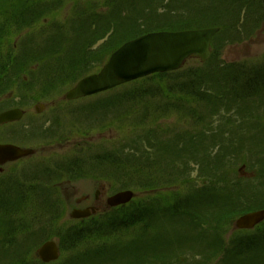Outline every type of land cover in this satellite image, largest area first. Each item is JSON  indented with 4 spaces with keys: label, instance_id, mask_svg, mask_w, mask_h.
I'll list each match as a JSON object with an SVG mask.
<instances>
[{
    "label": "rangeland",
    "instance_id": "1",
    "mask_svg": "<svg viewBox=\"0 0 264 264\" xmlns=\"http://www.w3.org/2000/svg\"><path fill=\"white\" fill-rule=\"evenodd\" d=\"M242 4V0H0V29L7 31L0 36V58L11 57L15 62L12 74L0 75V114L19 109L14 114L18 118L0 123V146L25 148L27 153L14 157L0 149V200L7 199L5 220L13 218L9 229L15 228L9 232L0 225V264H19L14 262L17 259L43 264L39 248L48 239L59 241L63 224L91 223L106 211L113 216L120 211L131 213L137 203L145 204L158 194H164L157 199L165 197L166 202L153 206L156 219L152 229L125 228L122 240L109 233L105 239L109 245L101 258L92 252L83 254L86 249L80 244L69 252L62 249L58 264H137V258L141 264H235L242 257L250 258L248 264H264L263 248L249 251L240 247L250 234L264 228V219L245 227L249 232L238 237L235 221L244 214L228 213L232 211L229 204L234 203L231 195L241 197L235 209L264 210V92L256 100L237 102H231L227 89L211 95L219 108L212 115H219L199 126L188 119V111L176 110L182 107L167 106V101L180 99L166 88L167 77H150L156 73L131 79L122 87L118 84L88 95L67 96L80 81L99 74L113 50L147 33L217 28L210 57L191 58L180 67L187 73L201 70L207 80L214 71L227 75L223 68L230 63H257L264 58V28L250 31L251 20ZM15 11L22 16H14ZM166 22L169 25L163 24ZM175 22L192 27L171 30ZM20 68L25 70L19 72ZM227 76L225 81L233 85ZM150 78L152 81H146ZM132 92L147 94V102L138 100L132 105L118 100ZM212 108L213 104L200 113L215 111ZM102 114L105 117L99 120ZM187 126L199 132L216 131L214 139L208 135L214 147L210 164L193 160L189 152L180 151L182 146L176 148L175 142ZM151 127L159 133L164 129L166 136H154L155 147L144 143L138 152L137 140ZM169 142H173L171 151L167 150ZM147 154L172 166L184 157L178 166L181 173H188L186 178L180 184L174 181L172 189L163 186L158 193L145 187L140 191L126 188L121 172L127 171L128 177L131 167ZM96 156L99 158L93 161ZM93 163L104 165L105 170H96ZM178 174L175 171L173 178L183 176L175 177ZM214 177L227 180L209 194L212 204L196 210L204 215L200 234L201 227L193 229L191 219L181 224L185 216L174 213L169 204L175 194L178 198L184 195L181 191L198 193L188 199L189 204L208 203L207 194H199L193 187L210 184L208 178ZM120 192L132 196L111 205L108 198ZM55 206L60 210L49 212ZM76 210L83 216L73 217ZM206 225L211 229L218 225L223 233L218 236ZM136 231L143 237L137 244ZM220 239L226 244L223 248L213 244ZM232 243L238 244L234 250Z\"/></svg>",
    "mask_w": 264,
    "mask_h": 264
},
{
    "label": "trees",
    "instance_id": "2",
    "mask_svg": "<svg viewBox=\"0 0 264 264\" xmlns=\"http://www.w3.org/2000/svg\"><path fill=\"white\" fill-rule=\"evenodd\" d=\"M60 2L62 0H57V2ZM243 1V7L245 10H247V17L250 18L251 23L248 24V27L250 28V31H255L259 28H264V0L259 1H254V0H242ZM258 3V4H257ZM257 4V5H256ZM210 11V10H209ZM8 12V11H7ZM9 13H12V10H9ZM14 16H22V13H19L18 11H15ZM206 18V17H204ZM209 18V17H207ZM17 19H20L19 17ZM197 22V21H196ZM199 23V22H198ZM163 24H168L163 23ZM188 23H184L183 25L180 24L179 22H175L174 29L171 30H178V29H185L188 28L190 25H186ZM169 25V24H168ZM186 25V26H184ZM192 27V26H190ZM262 28V29H263ZM7 32V31H6ZM4 32V28L0 29V36ZM3 37V36H2ZM1 37H0V45H1ZM215 55L213 56V58ZM247 62V61H246ZM11 64L15 66V62L13 61V58L7 57L5 58H0V75L1 73H4L6 75L12 74V70H14V67H11ZM246 64V63H245ZM230 66H226L223 69L225 70V74L229 75L230 79L233 80V85L232 83H228L225 81L226 78H228L227 75H222L223 72L220 75H217V73L214 71V74L209 76L208 80L204 79L202 77V71L201 70H196V71H191L189 73L185 72L183 69L177 70V71H172V72H166V73H156L153 76H150L152 79L158 74V78H166L170 81L169 86L166 88L169 90V93H173L175 96L178 95L180 101H176L175 99L172 101H167L169 103L167 106L169 107H182L181 109H176L177 111H188L190 113V116L188 119L191 121H194L195 126H199L202 124H205L210 121V119L219 114L212 115L215 113L219 108L216 105L215 100L210 97L213 94H217L219 91H226L229 90L230 93V99L231 102H237L238 100H256V98L261 97L260 94L264 92V58L260 59L257 61V63H249L247 62L246 65H240L239 63H230ZM25 69L20 68L18 71L23 72ZM16 72V71H15ZM150 79H146V81H152ZM12 80V79H11ZM207 80V81H206ZM26 80L23 81V83ZM26 83V82H25ZM127 85V84H126ZM124 86V85H123ZM122 87V86H120ZM119 88V87H117ZM188 90H187V89ZM147 94H143V92L140 93H134L132 92L130 95H121V97L118 99L123 100L125 102H131L132 105L135 104L136 101L141 100V104L144 102H147L144 100V96ZM184 98H186V101H183ZM165 103V102H164ZM106 104L108 102L106 101ZM211 104H213V108L215 111H210L207 113H200V110L202 111L203 109L206 108H211ZM148 116L149 114L146 113ZM167 114H162V115H168ZM105 115L102 114L101 117H99V120L104 119ZM157 119H160L159 116ZM95 121V118L94 120ZM157 128H150L147 129L146 132H144L141 135V141L139 142L137 140V149L138 152H140V149H142V146L144 143L146 145L153 149L155 146L152 145L153 143V137L154 136H159L160 133H163V135L160 136H166V131L164 129H160L161 132H156L154 131ZM215 133L216 131H201L197 128H192L191 126H187L185 133L183 136H179L177 138V142H175V146H177V149H180L178 147L182 146L184 149H180L181 152L183 153H188L192 157L193 160H197L198 163H200V160L202 162H208L210 164L212 162V155L214 147L210 146L211 144L209 143L208 135L212 136V139L215 138ZM187 135V137H185ZM216 137H220L216 135ZM156 139V138H155ZM203 139V140H202ZM179 141V142H178ZM173 142L167 143L168 151H171L172 147L171 145ZM216 146V145H215ZM202 150H207L206 153H201ZM222 152V146L219 149ZM148 151V150H147ZM218 151V150H216ZM160 152V151H159ZM209 154V155H208ZM222 153H219V155ZM193 155H196V157H193ZM96 158H99V156L93 157V161H95ZM165 158V157H164ZM141 159V163L133 165L131 167L132 171L129 172V176L126 177L127 171L121 172L122 176L120 179H124V186L126 188H133L136 189V191H140L141 188H149L152 189V193H158L163 191V186L169 185L168 190L172 189L174 187L173 182H178L179 184L182 183V179L186 178V175L188 174L186 171L180 172V168L178 165H182L184 161V157H181L180 159H177V162H173V164H177L176 166H172L168 163V161H157L154 157L150 156V154L143 156ZM183 160V161H182ZM184 164H186L184 162ZM96 170L98 171H104V165H101L98 167L97 164L93 163L91 164ZM98 167V169H97ZM177 171L179 174L175 177H179L180 179H174L173 175ZM132 174L135 175V177H132ZM159 179H158V177ZM167 177L168 179H165ZM111 179V175L109 174V178ZM194 182L193 179H189ZM186 179V180H187ZM210 180V184H205L203 183V186H196L194 185L195 191H198L199 194H207L206 202L205 204H197V201L189 204L188 199H192V195H196L198 193H193L189 194V191H181V195L179 198L176 197L178 194H175L173 196L174 201L169 204L170 210L173 209L174 213H181L185 217H182L181 220L183 221L181 224H186V220L191 219L192 228L197 229L201 227V229L198 230V233L202 234L200 230L203 229L202 225L205 224L203 223V214H199L196 212L197 209L204 207V206H209L213 202L210 199L209 194H213L214 191L216 190L218 185L224 184V182L227 179H214L208 178ZM140 181V183H139ZM187 183V181H185ZM233 183V181H232ZM135 187V188H134ZM228 188V187H227ZM229 189V188H228ZM214 190V191H213ZM201 191V192H200ZM189 192V193H188ZM157 196H164V194H158L155 197H152L149 202L140 205L139 203L136 204L135 210L131 213H124V212H118L116 214L111 215V212H106L103 215H100L98 218H94L93 221L90 222H76L73 224H63L62 225V232L61 234V239L60 243L63 247V249H66L67 252H69V248H73L80 245H84L83 247L86 249V251L83 254H87L89 252H92L96 257H102L103 253L107 250L108 247V241H105L106 237L109 236V233H112V236L116 240H122V237L125 232V228L133 227H147L152 229L153 227V221H155V216H154V211L153 206L156 204H161L163 202H166L164 198L158 200ZM242 196V195H241ZM11 199L13 197L11 196ZM232 201H234L235 205L233 202L229 204V207L231 208V212H227L230 214H237V217L240 216L241 214H244L248 211H251L252 208L250 209H235V207L239 204V200L241 197H234L231 195ZM230 201V200H229ZM242 203L246 202L242 198ZM7 199L0 200V225L5 228L6 226L8 227L9 232L15 230L14 229H9L10 226L9 224H12L14 222V219L11 218L9 221L5 220L6 215H7V210H6V204ZM13 202V200H12ZM14 204V202H13ZM262 206V205H261ZM260 206V207H261ZM257 209V208H253ZM60 210L59 206H55V210H49V212H55ZM62 211V208H61ZM225 211V212H226ZM226 212V213H227ZM227 213V214H228ZM226 216H229L227 215ZM121 215V216H120ZM222 215V214H220ZM188 216H192L188 218ZM223 218V217H220ZM219 218V219H220ZM93 223L95 225L93 226ZM207 226V225H206ZM209 231H213L219 236L220 231L223 233V229H219L218 225H215L214 228L211 229L210 226H207ZM264 228H259L255 233L257 234H250L246 242L244 241L243 245L240 246L241 249L245 248L248 249L249 251L252 249L256 248H263L264 249ZM138 231V230H137ZM136 231L135 235V244H137L140 240L142 241V236ZM1 232V230H0ZM249 231H244L238 229L237 236L244 235V233L247 234ZM260 234V235H258ZM252 235V236H251ZM151 236V233L149 234ZM223 236V234H221ZM238 236V237H240ZM200 237H203L200 235ZM237 237V238H238ZM244 237V236H242ZM118 238V239H117ZM9 241H11V238H8ZM109 240V238H107ZM223 240L220 239V242H213V244L217 247L223 248L226 244L222 242ZM242 241V239L239 241V243ZM152 242V240H151ZM122 243V242H121ZM153 243V242H152ZM238 244L232 243L231 244V249L234 250L237 247ZM230 249H228L229 251ZM231 250V251H232ZM237 253V252H236ZM240 256L237 257V259ZM243 259V260H242ZM238 259L235 264H248L250 261V258L244 259ZM72 262V259H70ZM141 260L137 258V264H141ZM157 261V260H156ZM14 262H17L19 264H33L31 260L29 259H17L14 260ZM58 264V263H56ZM157 264V263H156ZM234 264V263H233Z\"/></svg>",
    "mask_w": 264,
    "mask_h": 264
},
{
    "label": "water",
    "instance_id": "3",
    "mask_svg": "<svg viewBox=\"0 0 264 264\" xmlns=\"http://www.w3.org/2000/svg\"><path fill=\"white\" fill-rule=\"evenodd\" d=\"M217 31V28H207L158 32L129 41L112 54L99 74L80 81L74 89L68 92L67 96L73 98L88 95L154 72L178 69L190 56L206 60L211 55V41ZM17 111L12 110L0 114V122L18 118L14 116ZM0 149L8 151L14 157L27 154L26 150L12 145H1ZM131 196V192H120L110 197L109 202L111 205H117ZM262 219H264V210L242 216L237 220V225L242 228L251 227Z\"/></svg>",
    "mask_w": 264,
    "mask_h": 264
},
{
    "label": "flooded vegetation",
    "instance_id": "4",
    "mask_svg": "<svg viewBox=\"0 0 264 264\" xmlns=\"http://www.w3.org/2000/svg\"><path fill=\"white\" fill-rule=\"evenodd\" d=\"M26 148H28V147H26ZM32 149V148H31ZM34 154H35V151H34Z\"/></svg>",
    "mask_w": 264,
    "mask_h": 264
}]
</instances>
